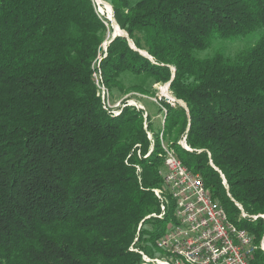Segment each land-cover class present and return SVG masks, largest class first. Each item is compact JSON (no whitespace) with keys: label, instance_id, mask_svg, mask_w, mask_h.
Returning <instances> with one entry per match:
<instances>
[{"label":"trees","instance_id":"16d2710c","mask_svg":"<svg viewBox=\"0 0 264 264\" xmlns=\"http://www.w3.org/2000/svg\"><path fill=\"white\" fill-rule=\"evenodd\" d=\"M103 1L128 36L101 63L109 90L155 98L170 83L185 107L161 101L158 128L106 111L93 72L114 28L93 0H0V264H144L132 248L160 251L179 207L155 194L164 142L264 264V221L235 205L264 216V33L234 56L196 55L264 30V0Z\"/></svg>","mask_w":264,"mask_h":264},{"label":"built area","instance_id":"2783aa9c","mask_svg":"<svg viewBox=\"0 0 264 264\" xmlns=\"http://www.w3.org/2000/svg\"><path fill=\"white\" fill-rule=\"evenodd\" d=\"M110 41L111 39L107 38L106 47L100 54V63H96L95 72H93L96 95L103 103H106V111L109 114L119 109L134 108L137 111H143L144 118L147 119L148 114L142 104V99L146 96H136L128 101L113 103L111 92H104L100 88L101 63L106 58ZM167 90H170V85ZM163 97L164 99L157 97L156 100L158 102L170 100L172 106L180 104L185 107L183 102L172 96L171 98L163 94ZM149 137L151 138L150 135ZM185 142L184 138L186 146ZM163 149L165 172H160V175L163 178L164 190L163 193L155 194L163 202L162 211L165 193L174 202H179V211L175 216L176 223L169 229L164 241H157L156 246L162 252L179 251L182 253V260L153 258L137 249L132 248V250L141 254L144 264H251V236L238 233L236 225L226 223V219L221 214V205L214 201L210 191L202 183L201 176L184 170V166H179L174 156L170 155L168 145ZM235 205L239 207L238 204Z\"/></svg>","mask_w":264,"mask_h":264},{"label":"rangeland","instance_id":"374dc122","mask_svg":"<svg viewBox=\"0 0 264 264\" xmlns=\"http://www.w3.org/2000/svg\"><path fill=\"white\" fill-rule=\"evenodd\" d=\"M94 2V5H95V7H96V11H97V14L99 13L102 17L104 16L105 18L107 17V18H110V16H109V12H108V9H107V3L106 2H104L103 0H95V1H93ZM109 5V4H108ZM110 6V5H109ZM111 9H112V7H111ZM112 19H113V24L115 23L114 22V17H113V9H112ZM111 21V20H110ZM112 22V21H111ZM114 26H116L115 24H114ZM113 27V26H112ZM116 29V28H115ZM264 33V30H261V31H258L257 33H254V34H252V35H249V36H246V37H241V38H238V39H232V40H218V41H216L214 44H213V46L210 48V49H207L206 51H202V52H197L196 53V55L198 56V57H200V58H206V57H210V56H212L213 54H215L216 52H223L225 55H227V56H234L235 54H237L239 51H241L242 49H244V48H247V47H250V46H252V45H254L256 42H257V40L260 38V36L262 35ZM123 35L124 34V32L123 31H120L119 29H116L115 30V32H113V34H110L109 36H108V39H111V41H112V38H113V36L114 35ZM110 41V42H111ZM106 42V41H105ZM173 70V72H174V69H172ZM105 84V83H104ZM168 85H170V84H166V85H160V84H158V85H156L155 87H156V89H157V96L155 97V98H149V97H145V98H143L142 99V103L147 107V109H148V112L150 113V115H151V117L152 118H154L155 117V127H159V124H161V122H164V120H165V116H166V111H164V114L163 115H158V108H157V106L158 105H161V101H157L156 100V98L157 97H161V98H163L164 99V97H163V94L165 95V96H168V97H173L174 99H175V97L172 95V93H171V91L170 90H167V87H168ZM105 86H106V88L109 90V88L107 87V85L105 84ZM109 92H111L110 90H109ZM111 96H112V100H113V103H115V101H128V100H130V99H132V98H134V97H136V96H142L141 94H139V93H130V94H126V95H121V92H119L118 90H114L113 92H111ZM171 97V98H172ZM166 101H168V102H171L170 100H166ZM157 102V103H156ZM180 102H182V101H180ZM152 103H154V104H156V105H154V104H152ZM102 104H103V102H102ZM103 106H104V104H103ZM163 108V107H162ZM126 109V108H125ZM125 109H119L118 111H116V113H118V112H120L121 111V114L123 113V111L125 110ZM137 111V110H136ZM111 115H113L112 113H111ZM158 115V116H157ZM119 116V115H118ZM183 142V143H182ZM186 143V142H185ZM182 146H184L185 148L187 147V145L185 146V144H184V140H182L181 141V143H180ZM164 146H166V148H167V144L164 142ZM153 150H154V148H153V145L150 147V151H149V155L153 152ZM147 154V155H148ZM146 155V156H147ZM148 155V156H149ZM161 172H165V167H163L162 169H161ZM164 185V184H163ZM165 199H164V202H166L165 204H167L168 203V201H170V199H168V197H167V195H166V193H165ZM239 204V203H238ZM239 207L241 208V210H243V207L239 204ZM239 207H237L238 209H239V211H240V213H241V210H240V208ZM163 213V212H162ZM242 213H244L247 217L246 218H243L242 216H241V214H240V216L237 218L238 219V221H241V220H248V219H250V220H252V221H254V219H255V221H257L258 219H263V221H264V216H249V215H247L245 212H244V210H243V212ZM172 228V226L171 227H169V229H171ZM262 244H264V238H263V240H262V242H261V246H262ZM261 246H260V248H261ZM150 249H152L151 247H150ZM138 250V249H137ZM263 252H264V250L263 249H261ZM139 252H142V253H144V254H146V255H148V256H150V257H153V258H163L164 257V252H162V251H158V250H156V249H154L152 252H151V254L152 255H149L148 253H146L145 252V250H138ZM143 258V257H142ZM143 260V259H142Z\"/></svg>","mask_w":264,"mask_h":264},{"label":"bare ground","instance_id":"6f19581e","mask_svg":"<svg viewBox=\"0 0 264 264\" xmlns=\"http://www.w3.org/2000/svg\"><path fill=\"white\" fill-rule=\"evenodd\" d=\"M106 5H107V9H108V12H109L108 14H109V16H110V19H111L112 22H113V19H112V9H111V7H110L108 4H106ZM98 15L100 16L99 13H98ZM114 24H115V23H114ZM115 25H116V24H115ZM104 47H106V42H104V44H103V46H102V49H103ZM100 54H102V51H101ZM100 54H99V56H98L97 61H96L95 64H94V68L96 67V63H100ZM106 56H107V55H106ZM94 70H95V69H94ZM94 72H95V71H94ZM100 88L103 89L104 92H109V90L106 88V86H105V84H104V82H103V76H102V73H100ZM103 104H104L105 109H106V103H103ZM112 114H113V116H118V115L121 114V111L118 112V113L114 112V113H112ZM164 148H166V146H164ZM169 153H170L171 156H174L173 151L169 150ZM174 158H175L177 164H179V166H183V165L181 164V162H179V161L176 159L175 156H174ZM184 170L188 171V169L185 168V167H184ZM188 172H190V171H188ZM190 173H191V172H190ZM202 183L204 184L203 179H202ZM204 185H205V184H204ZM155 193H163V191L158 189V190H155ZM164 210H165V207H164ZM164 210H163V211H164ZM165 211H166V210H165ZM177 211H179V207H178ZM176 214H177V213H176ZM221 214H222V216L224 217V219H226V223H228L229 225H236L235 223H233V222L229 219V215L226 213L225 209H224L222 206H221ZM159 217L162 218L163 216L161 215V216H159ZM242 217H243V218H246L247 216H246L244 213H242ZM254 220H255V219H254ZM236 230H237V232L240 233V234H243V235H246V236H251V235L247 232V230H245V229H240L237 225H236ZM165 238H166V236L163 237L162 239H160L159 241H164ZM260 246H261V245H260ZM257 247H258V246H256L255 243H254V238L251 236V258H252V256H254L256 250H258ZM263 247H264V244H262L261 249H263ZM163 252H164V257H163L164 259H168V260H182V253H179V251H163Z\"/></svg>","mask_w":264,"mask_h":264},{"label":"water","instance_id":"95a60500","mask_svg":"<svg viewBox=\"0 0 264 264\" xmlns=\"http://www.w3.org/2000/svg\"><path fill=\"white\" fill-rule=\"evenodd\" d=\"M110 7H111V6H110ZM108 19L111 20L110 18H108ZM111 21H112V20H111ZM114 22H115V24H116V21H115V20H114ZM112 26H113V28H114V31H115L116 29H119V30H120L119 26H118L117 24H116V26H114L113 22H112ZM115 28H116V29H115ZM120 31H121V30H120ZM117 36L128 37L127 34L124 32L123 35H120V34H119V35H116V34H115V35L113 36L112 40H113L115 37H117ZM141 54L144 55V56H147V54H145V53H143V52H141ZM147 57H148V56H147ZM174 72H175V70H174ZM173 77H174V76H173Z\"/></svg>","mask_w":264,"mask_h":264},{"label":"crops","instance_id":"0c3cea01","mask_svg":"<svg viewBox=\"0 0 264 264\" xmlns=\"http://www.w3.org/2000/svg\"><path fill=\"white\" fill-rule=\"evenodd\" d=\"M115 32V31H114ZM170 84V83H169ZM156 88V87H155ZM143 104V103H142ZM152 104H154V103H152ZM154 105H156V104H154ZM143 106L145 107V109H146V111H147V114H149L150 115V113L148 112V109H147V107L143 104Z\"/></svg>","mask_w":264,"mask_h":264}]
</instances>
